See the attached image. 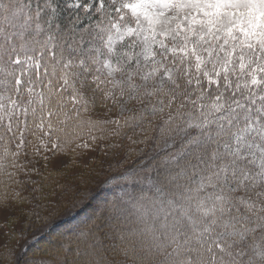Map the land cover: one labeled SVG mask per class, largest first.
Wrapping results in <instances>:
<instances>
[{
    "label": "snow or ice",
    "instance_id": "1",
    "mask_svg": "<svg viewBox=\"0 0 264 264\" xmlns=\"http://www.w3.org/2000/svg\"><path fill=\"white\" fill-rule=\"evenodd\" d=\"M94 11L64 29L52 0H0V197L42 190L28 170L41 152L94 151L139 128L128 140L157 154L122 174L133 191L80 232L77 264H264V0Z\"/></svg>",
    "mask_w": 264,
    "mask_h": 264
},
{
    "label": "rangeland",
    "instance_id": "2",
    "mask_svg": "<svg viewBox=\"0 0 264 264\" xmlns=\"http://www.w3.org/2000/svg\"><path fill=\"white\" fill-rule=\"evenodd\" d=\"M96 114H102L105 117L103 109L99 108ZM127 137H132L133 140L142 139L141 129H128L123 137L110 138L106 142L119 144L118 153L100 151L106 147L105 142H98L94 151L77 150L75 154L73 153L74 155L65 152L55 154L41 152L44 156H48L47 164L43 157H38L37 162L30 165L28 170L32 171L34 168L39 171V175H33L30 179L36 188L42 186V190L37 193L29 185L23 190V199H7L3 203L4 205H0V264H48L51 257L59 254L67 259L66 250H73L75 247V242L78 241L82 231L81 226L88 225L91 220L103 213L107 204L105 201L110 198L106 193L99 192L97 196L93 194L105 175L110 174L109 171L112 168L108 167L115 164L120 166L127 158H134L129 156L130 152L137 150L139 144H132ZM91 161L93 164L89 165ZM118 168L123 170L121 174L128 173L126 165ZM41 172L44 174L41 175ZM26 179L29 178L25 177L24 180ZM104 188L107 190L108 187L101 184L100 190ZM72 192H74L73 195ZM42 199L45 201L43 205L40 204ZM37 203L41 205L38 209L39 215L33 211L37 209V206H34ZM80 208L85 210L78 220L79 224L76 222L72 227L60 230L52 229L45 241L33 247L29 253L24 254L21 260L18 259L17 253L22 248L25 238L36 235L34 238L38 239L44 234L43 230L48 223L55 222L70 211ZM34 238L30 240L28 246L31 247V241ZM55 251L59 254H56ZM53 253H55L54 256H52ZM79 258L76 252L68 259L70 262H77Z\"/></svg>",
    "mask_w": 264,
    "mask_h": 264
},
{
    "label": "trees",
    "instance_id": "3",
    "mask_svg": "<svg viewBox=\"0 0 264 264\" xmlns=\"http://www.w3.org/2000/svg\"><path fill=\"white\" fill-rule=\"evenodd\" d=\"M45 2V0H40V3L43 4ZM77 0H52V3L53 5L57 8V13H56V17H55V20H54V23H59L61 25V28H68L71 26V24L75 21L76 17L78 16L80 21L82 22L83 26H87L89 23H94L97 19H99V14L98 13H95L94 9L95 7L98 6V0H95V1H91V0H79V3L81 4V8L77 9L75 7H69L70 4H74L76 3ZM86 4H91L92 5V12L91 13H85L84 12V9H83V5H86ZM33 7H35V0H33ZM47 15V12L45 13V16ZM99 110V108L96 109V111H94L93 113H91V115L93 116V118H96V119H104L105 117L102 115V114H96V112ZM149 136H152V137H155L157 135L156 132H150L148 134ZM37 143H39V141H37ZM75 145L73 144L71 147H69L68 149L62 151V153H70L71 155H74L73 154V151H72V148H74ZM122 147V146H121ZM153 148H154V144L153 142H149L147 145L145 144H139L137 146V150H135L134 152L136 153L135 155H129L130 157H134L133 159L132 158H127L126 160H124L122 162V164H120V166H127V169H128V174L131 175L132 174V171H133V167H142L143 164H146V163H149V160H148V157L149 156H152V155H155L157 153H154L153 152ZM143 152L145 153L146 155L144 156H141L140 153ZM40 157H44L43 154L40 155ZM127 162V163H126ZM139 162H142V163H139ZM93 164V162H89V165ZM131 164V165H130ZM88 165V166H89ZM118 165H113V166H109L108 168H112L111 171H109L110 174H108L107 176L105 175V177L103 178L102 183L100 182V184H95L97 185V190L96 192H94V196H97L98 193L100 192L101 194L102 193H106V195L110 196V198L106 199V206H105V209L103 212H105L106 209L108 208H111V206L114 204V203H117V202H120L124 199H127V193H130L133 191V184L129 181H126L123 177H122V172L123 170H119L118 167H120ZM43 168V167H41ZM46 169V168H45ZM44 172H41V175H43ZM45 177H46V174H45ZM49 177V176H48ZM21 180H24L25 179V176H21L20 177ZM101 184L103 186H106L108 187L107 190L104 188L102 190H100V186ZM112 184V185H111ZM137 189H139L140 187H145L146 188V185H136L135 186ZM38 193V191H36ZM35 192V194H37ZM69 192V191H68ZM67 192V194H68ZM74 194V192H72V195ZM137 194H139V192L137 191ZM148 195H151V193H147ZM39 196V194H38ZM45 196V195H44ZM41 197V196H40ZM39 200V199H38ZM6 200L3 198V197H0V205H4L3 203L5 202ZM45 201L42 199L40 200V204L44 203ZM104 202V203H105ZM39 204V207L41 206ZM34 206H37V205H34ZM85 209L83 208H80V209H76V210H72L70 211L69 213H67L65 216H63L61 219L59 220H56L55 222H50L48 223L45 227V229L43 230L44 234L39 237L38 239H35L36 235H31L30 237H27L25 238L24 240V244H22V248L18 250V253H19V256H18V253H17V257H19L18 259L21 260L22 256H24V254H27L29 253V251L35 247L36 245L42 243L43 241H45L46 238H48L49 234L51 233L52 229L56 228V229H64V228H67V227H72L76 222L79 224L80 222L78 221L80 216L83 214ZM87 226V225H86ZM86 226H81L82 230L86 228ZM70 230V229H69ZM67 231V230H66ZM35 237V238H34ZM32 244H31V247L28 246V244L30 245V240L33 239ZM63 243V242H62ZM115 243V242H113ZM75 247L73 248V250H66V256L67 259H64V256L61 257V255L55 251L56 254H59L57 256H54L55 253H53L52 256L54 257H51L48 262V264H77V262H70L68 259L69 257L71 256H74V254L77 252V249H78V241L75 242ZM62 247V246H61ZM25 248V249H24ZM57 249V248H56ZM55 250V249H54ZM21 254V255H20ZM47 256H49V254H47ZM47 258V257H46ZM115 259H117L118 261L120 259H122V257H115Z\"/></svg>",
    "mask_w": 264,
    "mask_h": 264
}]
</instances>
